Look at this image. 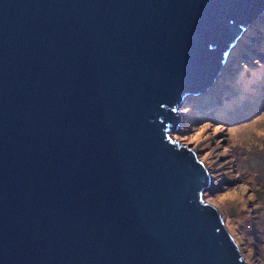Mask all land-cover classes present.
<instances>
[{
  "label": "water",
  "instance_id": "obj_1",
  "mask_svg": "<svg viewBox=\"0 0 264 264\" xmlns=\"http://www.w3.org/2000/svg\"><path fill=\"white\" fill-rule=\"evenodd\" d=\"M263 8L0 0V264H249L168 132Z\"/></svg>",
  "mask_w": 264,
  "mask_h": 264
},
{
  "label": "rangeland",
  "instance_id": "obj_2",
  "mask_svg": "<svg viewBox=\"0 0 264 264\" xmlns=\"http://www.w3.org/2000/svg\"><path fill=\"white\" fill-rule=\"evenodd\" d=\"M257 48L252 53L255 65L243 60ZM210 91L211 103L199 106ZM190 95L178 108L179 126L168 133L211 169L206 202L225 218L249 264H264V237L261 244L256 240L257 234L264 236V8L233 42L217 79ZM221 113H226L225 120L216 118Z\"/></svg>",
  "mask_w": 264,
  "mask_h": 264
},
{
  "label": "bare ground",
  "instance_id": "obj_3",
  "mask_svg": "<svg viewBox=\"0 0 264 264\" xmlns=\"http://www.w3.org/2000/svg\"><path fill=\"white\" fill-rule=\"evenodd\" d=\"M258 13V12H257ZM257 13L255 14V16L257 15ZM254 16V17H255ZM253 17V18H254ZM252 18V19H253ZM250 23V22H249ZM248 23V24H249ZM231 46H232V44H231ZM256 50H258V48L257 49H253V50H250V54H251V56H247V57H243V60L244 61H249V62H251V64L252 65H255V62H252L253 61V58H252V53H254V51H256ZM248 59H250V60H248ZM226 60V59H225ZM242 59H241V57L239 58V60H237V63H239L240 61H241ZM206 99L208 100V97H206ZM209 170V169H208ZM210 171V173H211V169L209 170ZM211 175H212V173H211ZM212 180H213V175H212ZM260 221H264L262 218H260ZM263 234H257L256 235V240L258 241V243L259 244H261L262 243V241H263ZM256 260H258V259H256Z\"/></svg>",
  "mask_w": 264,
  "mask_h": 264
},
{
  "label": "clouds",
  "instance_id": "obj_4",
  "mask_svg": "<svg viewBox=\"0 0 264 264\" xmlns=\"http://www.w3.org/2000/svg\"><path fill=\"white\" fill-rule=\"evenodd\" d=\"M254 19V18H253ZM253 21V20H252ZM251 21V22H252ZM251 30H253V29H251V28H248L246 31H251ZM212 93V91H210L209 92V94H207V95H203V97L201 98V100H200V102L198 103L199 104V106H201V105H203V104H205V103H211V101L213 100V93ZM189 97V100H190V98H191V95H189L188 96ZM206 97H208V100L206 99ZM193 104H196V103H194L193 102ZM221 114H225L226 115V113H221ZM208 172H209V175L212 177V175H211V173H210V171L208 170ZM212 182H213V180H212Z\"/></svg>",
  "mask_w": 264,
  "mask_h": 264
},
{
  "label": "trees",
  "instance_id": "obj_5",
  "mask_svg": "<svg viewBox=\"0 0 264 264\" xmlns=\"http://www.w3.org/2000/svg\"><path fill=\"white\" fill-rule=\"evenodd\" d=\"M236 99H242L240 96L236 97ZM217 119H221V120H225L226 119V116L225 114H220L218 115V117H216Z\"/></svg>",
  "mask_w": 264,
  "mask_h": 264
}]
</instances>
